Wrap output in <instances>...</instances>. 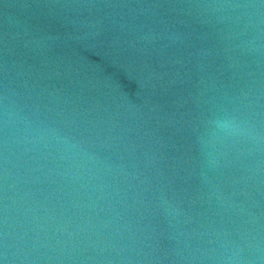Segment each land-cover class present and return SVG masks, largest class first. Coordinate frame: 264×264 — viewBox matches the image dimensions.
Here are the masks:
<instances>
[{
    "label": "water",
    "instance_id": "water-1",
    "mask_svg": "<svg viewBox=\"0 0 264 264\" xmlns=\"http://www.w3.org/2000/svg\"><path fill=\"white\" fill-rule=\"evenodd\" d=\"M0 264H264V0H0Z\"/></svg>",
    "mask_w": 264,
    "mask_h": 264
}]
</instances>
